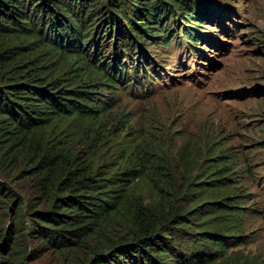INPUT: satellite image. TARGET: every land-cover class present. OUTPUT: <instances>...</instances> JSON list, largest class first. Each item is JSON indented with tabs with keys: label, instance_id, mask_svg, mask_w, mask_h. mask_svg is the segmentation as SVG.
Instances as JSON below:
<instances>
[{
	"label": "trees",
	"instance_id": "1",
	"mask_svg": "<svg viewBox=\"0 0 264 264\" xmlns=\"http://www.w3.org/2000/svg\"><path fill=\"white\" fill-rule=\"evenodd\" d=\"M214 3L0 0V264H30L47 252L62 264H264L234 251L250 241L252 198L233 192L240 177L225 151L196 158L185 144L172 157L166 140H115L131 130L125 120L100 125L118 90L153 88L138 75L149 45L184 44L192 56L214 38L197 32L202 21L228 29L236 13L226 8L217 19ZM105 45L113 47L110 64ZM120 56L132 72L118 68ZM149 71L159 75L154 63ZM74 123L95 125L86 129L96 136L74 139L60 128ZM113 141L123 145L114 159L104 153ZM13 173L30 183V198Z\"/></svg>",
	"mask_w": 264,
	"mask_h": 264
},
{
	"label": "rangeland",
	"instance_id": "2",
	"mask_svg": "<svg viewBox=\"0 0 264 264\" xmlns=\"http://www.w3.org/2000/svg\"><path fill=\"white\" fill-rule=\"evenodd\" d=\"M214 2L216 8L212 11L217 19L226 8L236 13L231 20H225L228 29H220L217 21H202L197 32L209 34L211 30L214 38L199 42V53L192 56L183 53L184 44L179 50L173 42L168 50L149 45L146 52L151 60L146 63L141 60L138 75H145L142 82L152 84L153 88L138 96L129 90H118L113 108L100 115V125L112 129L114 125L119 126L116 120H125L131 130L128 134L120 133L115 140L120 143L134 141L140 147L166 140V148L172 157L185 144L190 145L196 158L210 149L225 151L240 177L233 192L248 193L252 198L246 204L250 210L245 217L250 241L245 248L234 251L250 253L264 260V0ZM101 51L104 62L112 63L113 47L105 45ZM153 63L158 76L149 71ZM129 65L130 61L120 56L118 68L122 71L127 68L130 73L133 70L128 69ZM146 84L139 86L138 91H145ZM60 128L74 139L96 136L94 130L89 128L87 131L78 123L64 124ZM112 143L102 151L107 149L106 156L114 159L117 155L113 153L123 145ZM16 174L11 177L18 183V193L25 199L30 198L33 195L30 183L18 179ZM139 186L146 201H151L146 182ZM30 264H62V259L47 252Z\"/></svg>",
	"mask_w": 264,
	"mask_h": 264
}]
</instances>
